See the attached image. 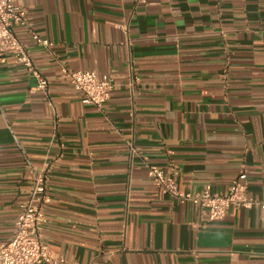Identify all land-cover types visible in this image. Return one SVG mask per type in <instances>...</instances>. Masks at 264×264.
Here are the masks:
<instances>
[{"label": "crops", "instance_id": "1", "mask_svg": "<svg viewBox=\"0 0 264 264\" xmlns=\"http://www.w3.org/2000/svg\"><path fill=\"white\" fill-rule=\"evenodd\" d=\"M18 2L49 93L0 55V245L47 169L43 239L62 264H264L258 208L210 222L148 175L226 194L246 173L264 201V0ZM65 69L111 75L110 101L87 105Z\"/></svg>", "mask_w": 264, "mask_h": 264}, {"label": "built area", "instance_id": "2", "mask_svg": "<svg viewBox=\"0 0 264 264\" xmlns=\"http://www.w3.org/2000/svg\"><path fill=\"white\" fill-rule=\"evenodd\" d=\"M19 0H0V55L10 54L16 57L32 76L37 87L45 95L49 93V83L35 66L29 51L14 34V26L26 25V11ZM33 39L39 46L48 50L54 44L34 34ZM68 81L83 101L90 106L103 109L110 101L114 90L111 75L99 76L94 71L63 70ZM48 167V166H47ZM46 167V168H47ZM148 175L159 190L179 202H188L197 206L206 214L210 222L223 221L231 211L258 208L264 222V201L248 194L247 174L235 178L226 194L182 191L174 168L170 172L157 166L148 167ZM51 203L47 187V169L37 176L34 188L21 206L13 237L0 245V264H62L53 258L49 246L43 239L46 223V209Z\"/></svg>", "mask_w": 264, "mask_h": 264}]
</instances>
